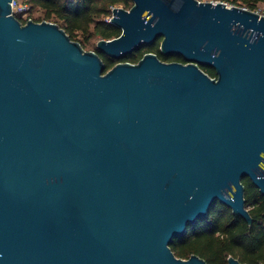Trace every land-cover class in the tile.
<instances>
[{
    "label": "water",
    "instance_id": "obj_1",
    "mask_svg": "<svg viewBox=\"0 0 264 264\" xmlns=\"http://www.w3.org/2000/svg\"><path fill=\"white\" fill-rule=\"evenodd\" d=\"M12 1L0 0V264H208L170 245L217 203L253 223L243 179L264 196V16L132 0L98 51L122 60L161 39L186 63L146 53L106 71Z\"/></svg>",
    "mask_w": 264,
    "mask_h": 264
},
{
    "label": "trees",
    "instance_id": "obj_2",
    "mask_svg": "<svg viewBox=\"0 0 264 264\" xmlns=\"http://www.w3.org/2000/svg\"><path fill=\"white\" fill-rule=\"evenodd\" d=\"M33 9L39 8L43 14L35 17L37 21L54 19L66 33L76 41V32L82 34L92 31L102 39L111 40L121 35V29L109 22L112 10L120 5L131 9L132 0H18ZM252 11L264 0H221ZM18 19L25 23L24 20ZM161 39L151 46L127 55L122 60H115L101 55L107 67L119 62L137 63L147 52L157 54L165 62H182L180 55L166 56L160 50ZM98 53V49L96 51ZM115 62L112 64V62ZM211 77H217L214 68L201 66ZM246 207L253 218L248 223L242 217L221 203L214 205L208 215L190 225L187 233L174 239L170 245L177 257L189 259L194 254L204 258L208 264H228V257L233 256L243 264H264V196L249 178H244Z\"/></svg>",
    "mask_w": 264,
    "mask_h": 264
},
{
    "label": "rangeland",
    "instance_id": "obj_3",
    "mask_svg": "<svg viewBox=\"0 0 264 264\" xmlns=\"http://www.w3.org/2000/svg\"><path fill=\"white\" fill-rule=\"evenodd\" d=\"M200 1L214 2V3L223 2L221 0H200ZM225 4H227V6H230V7L235 6L230 2H228V3L225 2ZM118 7H122V8L127 9L126 7H124L122 5H120ZM256 10H259L261 13H264V3L259 4ZM42 14H43L42 10H40L39 8H36V7L33 9V11H31V15H33L34 17H38ZM54 21L55 20L52 19V21H49V22L55 23ZM74 38H76V41H78L81 44V46L84 48L85 51H96L97 46H98V42L102 39L101 36L95 34L93 31L91 33H85V34H82L81 32H76V34L74 35ZM147 53H152V52H147ZM115 62H117V60H115ZM115 62L113 61L112 64H114ZM114 66L107 67L106 71L110 70Z\"/></svg>",
    "mask_w": 264,
    "mask_h": 264
},
{
    "label": "built area",
    "instance_id": "obj_4",
    "mask_svg": "<svg viewBox=\"0 0 264 264\" xmlns=\"http://www.w3.org/2000/svg\"><path fill=\"white\" fill-rule=\"evenodd\" d=\"M11 5H12L13 14L17 18L20 17V19L25 21V23L30 21V20L31 21H36V22H41V21H37L35 19V17L33 15H31L30 7L27 4L22 3V2H20L18 0H13L11 2ZM254 11L259 13L260 15L264 16V13H261L259 10H254ZM43 21H46V20H43Z\"/></svg>",
    "mask_w": 264,
    "mask_h": 264
},
{
    "label": "flooded vegetation",
    "instance_id": "obj_5",
    "mask_svg": "<svg viewBox=\"0 0 264 264\" xmlns=\"http://www.w3.org/2000/svg\"><path fill=\"white\" fill-rule=\"evenodd\" d=\"M98 53L100 54V55H103V54H101L99 51H98ZM105 56V55H104ZM106 57H108V56H106Z\"/></svg>",
    "mask_w": 264,
    "mask_h": 264
}]
</instances>
